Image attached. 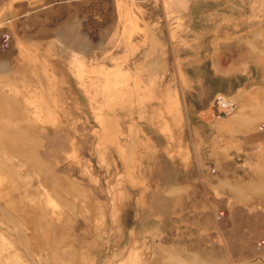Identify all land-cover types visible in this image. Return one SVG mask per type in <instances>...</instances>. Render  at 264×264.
Returning a JSON list of instances; mask_svg holds the SVG:
<instances>
[{
  "label": "rangeland",
  "instance_id": "obj_1",
  "mask_svg": "<svg viewBox=\"0 0 264 264\" xmlns=\"http://www.w3.org/2000/svg\"><path fill=\"white\" fill-rule=\"evenodd\" d=\"M0 264H264V0H0Z\"/></svg>",
  "mask_w": 264,
  "mask_h": 264
},
{
  "label": "water",
  "instance_id": "obj_2",
  "mask_svg": "<svg viewBox=\"0 0 264 264\" xmlns=\"http://www.w3.org/2000/svg\"><path fill=\"white\" fill-rule=\"evenodd\" d=\"M222 99L225 104L221 107L219 104V100ZM212 111L215 117L217 118H226L228 114L231 111V106L229 103H227L223 98H218L215 100L213 106H212Z\"/></svg>",
  "mask_w": 264,
  "mask_h": 264
},
{
  "label": "built area",
  "instance_id": "obj_3",
  "mask_svg": "<svg viewBox=\"0 0 264 264\" xmlns=\"http://www.w3.org/2000/svg\"><path fill=\"white\" fill-rule=\"evenodd\" d=\"M10 42H11V37H10V35L8 33H6L3 36V39H2V47H3V49L9 48Z\"/></svg>",
  "mask_w": 264,
  "mask_h": 264
},
{
  "label": "bare ground",
  "instance_id": "obj_4",
  "mask_svg": "<svg viewBox=\"0 0 264 264\" xmlns=\"http://www.w3.org/2000/svg\"><path fill=\"white\" fill-rule=\"evenodd\" d=\"M219 104L221 105V107H222V102H221V100H219Z\"/></svg>",
  "mask_w": 264,
  "mask_h": 264
}]
</instances>
